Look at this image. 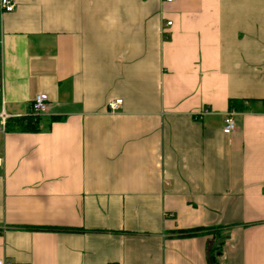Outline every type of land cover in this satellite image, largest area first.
<instances>
[{"label": "crops", "instance_id": "obj_1", "mask_svg": "<svg viewBox=\"0 0 264 264\" xmlns=\"http://www.w3.org/2000/svg\"><path fill=\"white\" fill-rule=\"evenodd\" d=\"M14 2L0 105L49 112L0 136V261L264 264V0Z\"/></svg>", "mask_w": 264, "mask_h": 264}, {"label": "built area", "instance_id": "obj_2", "mask_svg": "<svg viewBox=\"0 0 264 264\" xmlns=\"http://www.w3.org/2000/svg\"><path fill=\"white\" fill-rule=\"evenodd\" d=\"M175 0H166V2H174ZM16 9V3L14 0H0V11L1 12H14ZM168 26L172 25V22L167 23ZM2 47V36L0 34V48ZM4 95V71H3V60L2 56L0 55V98H3ZM3 104V103H2ZM109 110L111 112H117L123 107V100L117 99L109 102L108 104ZM49 112V97L46 94H39L36 96L34 101L31 105V115L33 116H44ZM205 114H208V110H204ZM12 117L7 114L5 111L4 105L0 110V136L6 135L8 133L7 125L9 120ZM236 129V124L233 118V114H228L225 120V127L224 132L226 134H231ZM0 166H1V159H0ZM0 264H3L0 261Z\"/></svg>", "mask_w": 264, "mask_h": 264}, {"label": "trees", "instance_id": "obj_3", "mask_svg": "<svg viewBox=\"0 0 264 264\" xmlns=\"http://www.w3.org/2000/svg\"><path fill=\"white\" fill-rule=\"evenodd\" d=\"M244 108V101H238V100H230L229 102V110L230 112H237V111H243ZM41 118L42 116H25L20 118H12L9 120L7 125L8 132H30V133H36L41 131ZM62 119L61 117L53 116L51 118L52 122H56L58 120ZM50 231H59L60 229H46ZM204 232V229H196V230H190L185 232H178V236L180 237H194ZM213 251V250H211ZM212 253V252H211ZM214 256H210V260L214 263L215 259Z\"/></svg>", "mask_w": 264, "mask_h": 264}, {"label": "rangeland", "instance_id": "obj_4", "mask_svg": "<svg viewBox=\"0 0 264 264\" xmlns=\"http://www.w3.org/2000/svg\"><path fill=\"white\" fill-rule=\"evenodd\" d=\"M0 99H1V98H0ZM0 109H1V105H0ZM11 110H12L11 107L8 106V111L11 112ZM22 111H23V115H26L28 110L26 109V110H22ZM0 138H1V137H0Z\"/></svg>", "mask_w": 264, "mask_h": 264}]
</instances>
